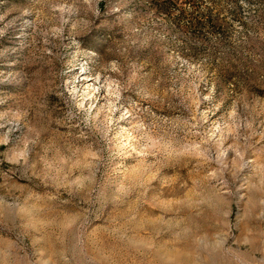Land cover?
<instances>
[{
    "label": "rangeland",
    "instance_id": "rangeland-1",
    "mask_svg": "<svg viewBox=\"0 0 264 264\" xmlns=\"http://www.w3.org/2000/svg\"><path fill=\"white\" fill-rule=\"evenodd\" d=\"M0 264H264V0H0Z\"/></svg>",
    "mask_w": 264,
    "mask_h": 264
},
{
    "label": "trees",
    "instance_id": "trees-1",
    "mask_svg": "<svg viewBox=\"0 0 264 264\" xmlns=\"http://www.w3.org/2000/svg\"><path fill=\"white\" fill-rule=\"evenodd\" d=\"M184 3H186V2H190L191 0H182Z\"/></svg>",
    "mask_w": 264,
    "mask_h": 264
},
{
    "label": "bare ground",
    "instance_id": "bare-ground-1",
    "mask_svg": "<svg viewBox=\"0 0 264 264\" xmlns=\"http://www.w3.org/2000/svg\"><path fill=\"white\" fill-rule=\"evenodd\" d=\"M81 80H86V79L84 77H82Z\"/></svg>",
    "mask_w": 264,
    "mask_h": 264
}]
</instances>
